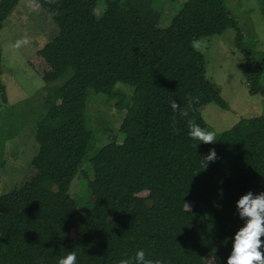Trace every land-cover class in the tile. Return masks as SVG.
Listing matches in <instances>:
<instances>
[{"label":"trees","instance_id":"trees-1","mask_svg":"<svg viewBox=\"0 0 264 264\" xmlns=\"http://www.w3.org/2000/svg\"><path fill=\"white\" fill-rule=\"evenodd\" d=\"M20 1L1 0L0 31ZM33 1L59 33L28 62L45 82L69 77L48 95L47 113L37 122L35 173L0 195V264H58L70 251L76 264L127 258L134 264L141 248L146 259L163 264H226L242 223L236 201L249 190L264 191V114L241 119L210 144L188 135L189 120L209 131L204 105L229 109L196 47L229 27L242 37L225 0H186L167 27L159 25L156 0ZM241 49L249 93L264 97V55ZM2 63L0 42V96L6 99ZM118 83L134 91L120 98ZM89 90L117 96L122 111L125 99L131 103L122 143L107 129L110 142L90 159L87 184L95 201L84 213L70 187L94 136L86 124ZM210 149L217 155L206 166ZM189 201L196 203L192 210Z\"/></svg>","mask_w":264,"mask_h":264},{"label":"rangeland","instance_id":"rangeland-1","mask_svg":"<svg viewBox=\"0 0 264 264\" xmlns=\"http://www.w3.org/2000/svg\"><path fill=\"white\" fill-rule=\"evenodd\" d=\"M185 1L156 0V6L162 11L159 25L167 27ZM225 7L238 21L242 37L238 38V29L229 27L224 33L204 37L196 44L205 55L208 78L221 88L229 105V109H225L212 102L201 108L215 138L243 118L264 114V97L249 93L246 55L241 49H249L256 58L264 55V0H225ZM102 12L103 5H99L96 14L101 16ZM58 33L55 22L33 0H21L0 31L2 80L6 86V99L0 96V195L21 186L35 173L31 162L38 148L35 138L37 122L47 113L48 95L61 87L69 74L45 82L28 61ZM25 38L28 42L17 47L16 42ZM261 82L264 86V76ZM114 90L122 94L121 98L123 94L129 97L134 88L118 83ZM117 103V96L109 97L89 90L86 124L94 136L83 166L70 187V194L84 213L92 212L95 201L87 184L93 178L90 159L110 142L107 129L112 131L117 143H122L125 137L120 127L131 101H123V111ZM143 195L147 196L148 192ZM195 204L194 201L187 202V210H192ZM206 261L213 263L214 260L207 256Z\"/></svg>","mask_w":264,"mask_h":264},{"label":"clouds","instance_id":"clouds-1","mask_svg":"<svg viewBox=\"0 0 264 264\" xmlns=\"http://www.w3.org/2000/svg\"><path fill=\"white\" fill-rule=\"evenodd\" d=\"M27 38L17 41L16 46L26 44ZM178 105L175 101L171 102L173 112L178 110ZM181 115H186L183 109H180ZM188 135L200 141V143H213L215 133L202 128L194 120L188 121ZM216 152L210 149L203 157V163L207 166L208 163L214 162ZM236 212L242 221L232 236V248L227 257L226 264H264V191L254 193L249 190L241 195L236 201ZM76 254L73 251L62 256L58 264H76ZM119 264H133L132 258L121 259ZM134 264H163V261L150 260L145 258L144 249H138L135 253Z\"/></svg>","mask_w":264,"mask_h":264}]
</instances>
